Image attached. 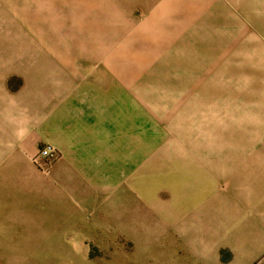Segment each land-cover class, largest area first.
Returning a JSON list of instances; mask_svg holds the SVG:
<instances>
[{
  "label": "rangeland",
  "instance_id": "obj_1",
  "mask_svg": "<svg viewBox=\"0 0 264 264\" xmlns=\"http://www.w3.org/2000/svg\"><path fill=\"white\" fill-rule=\"evenodd\" d=\"M204 1L195 9V0H0V120L2 109L28 120L31 88L44 95L51 77L126 81L163 122L167 140L185 149H253L264 135V116L253 112L256 99L264 98V0H207L214 26L206 28L195 26L207 16ZM196 37L203 40H191ZM46 146L52 145L37 153ZM56 150L58 159L44 172L34 163L37 153L0 149V212L8 210L12 219L0 229V264H234L231 250H220L213 263L185 247L172 228L165 231L150 209L145 217V196L158 204L157 173L172 166L173 149L157 164L141 166L144 185L133 196L119 195L115 216L91 218L93 233L36 229L29 193H5L8 178L22 183L10 174H26L9 165L30 163L50 176L61 159ZM254 264H264V253Z\"/></svg>",
  "mask_w": 264,
  "mask_h": 264
},
{
  "label": "crops",
  "instance_id": "obj_2",
  "mask_svg": "<svg viewBox=\"0 0 264 264\" xmlns=\"http://www.w3.org/2000/svg\"><path fill=\"white\" fill-rule=\"evenodd\" d=\"M195 2V9L204 8ZM204 3L207 16L195 26L213 27L214 14L207 0ZM224 23L218 21L217 25ZM194 34L205 37L204 31L195 30ZM49 79L52 81L47 82L44 95L36 86L31 88L33 103L28 120L18 121L16 114L7 117L3 109L0 120V149H25L33 156L40 145L49 144L61 152L50 176L30 163L9 165L29 174L30 179L22 172L10 174L13 178L21 176L22 183L17 187L18 181L8 178L4 189L7 194L13 190L14 194L29 193L36 229L93 233L97 223L91 218L115 216L119 195L130 192L133 196L134 187L144 185L141 166L157 164L164 160L166 149H173L168 152L174 155L172 166L164 164L157 173L158 204H150L145 196V217L150 209L165 231L172 228L185 247L196 249V256L213 263L222 249L231 250L234 264H254L262 256L264 135L253 149H229L228 145L226 149H185L183 142L167 140L163 122L151 113L144 99L134 96L126 81L76 82L71 76ZM254 107V114L264 116V98H257ZM0 198L4 196L0 194ZM8 214L6 209L0 212L3 231L12 221Z\"/></svg>",
  "mask_w": 264,
  "mask_h": 264
},
{
  "label": "built area",
  "instance_id": "obj_3",
  "mask_svg": "<svg viewBox=\"0 0 264 264\" xmlns=\"http://www.w3.org/2000/svg\"><path fill=\"white\" fill-rule=\"evenodd\" d=\"M58 157L59 153L57 152L56 148L52 146H46L39 150L33 160L34 163L42 169V171L49 172Z\"/></svg>",
  "mask_w": 264,
  "mask_h": 264
}]
</instances>
